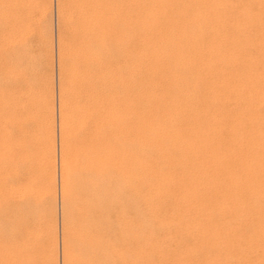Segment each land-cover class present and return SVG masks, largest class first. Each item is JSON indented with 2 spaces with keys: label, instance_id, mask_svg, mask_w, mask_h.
I'll use <instances>...</instances> for the list:
<instances>
[{
  "label": "bare ground",
  "instance_id": "bare-ground-1",
  "mask_svg": "<svg viewBox=\"0 0 264 264\" xmlns=\"http://www.w3.org/2000/svg\"><path fill=\"white\" fill-rule=\"evenodd\" d=\"M59 8L63 264H264V0ZM17 75L13 119L29 110ZM51 127L36 147L54 201ZM21 184L0 264L37 263Z\"/></svg>",
  "mask_w": 264,
  "mask_h": 264
},
{
  "label": "rangeland",
  "instance_id": "rangeland-1",
  "mask_svg": "<svg viewBox=\"0 0 264 264\" xmlns=\"http://www.w3.org/2000/svg\"><path fill=\"white\" fill-rule=\"evenodd\" d=\"M59 9V0H0V251L3 252L1 255L4 254L2 259L7 256L9 250L7 238L12 229L9 220V201L16 193H19L13 189L12 185L18 186L20 182H24V185L21 184L27 193L24 212L27 223L33 230L30 235V245L36 257V264H43L45 257H52L55 264L64 263L62 259L63 199L62 180H60L62 178L59 167L60 75L58 60L61 31ZM22 38H26L24 47L19 46ZM20 51L25 52L28 60L22 66L13 65L14 56ZM19 71L26 74L30 83L23 94L29 110L22 118L18 115L20 118L17 116L13 119L10 104L12 93L17 88L18 90L21 88L14 85L15 80L19 78L17 75ZM43 107L51 108L53 113L51 124L41 120ZM12 122L21 123L20 125L26 129V133L21 134L24 139L19 141L23 143L22 145L16 143L21 137H17L20 132L13 127ZM49 125L52 126L50 131L54 132L52 135L55 146L51 150L53 164L55 163L52 189L54 201L51 200V194L45 195L46 193L42 191L43 178L41 179L42 174H40L42 163L38 147H36L43 140ZM23 145H26L29 156L25 161L19 157L25 152V150L22 151ZM24 166L25 173L22 181H18L12 176L11 171L13 168L20 169ZM52 203L56 204L55 208ZM51 206L53 210L55 209V218L52 215Z\"/></svg>",
  "mask_w": 264,
  "mask_h": 264
}]
</instances>
